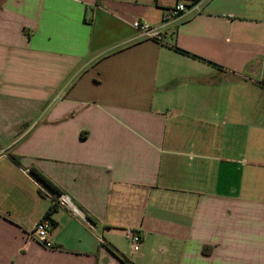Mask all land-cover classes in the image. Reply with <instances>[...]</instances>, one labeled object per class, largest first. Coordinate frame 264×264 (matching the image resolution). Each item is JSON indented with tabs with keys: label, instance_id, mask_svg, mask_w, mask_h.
<instances>
[{
	"label": "crops",
	"instance_id": "crops-1",
	"mask_svg": "<svg viewBox=\"0 0 264 264\" xmlns=\"http://www.w3.org/2000/svg\"><path fill=\"white\" fill-rule=\"evenodd\" d=\"M262 83L264 0H0V264H264Z\"/></svg>",
	"mask_w": 264,
	"mask_h": 264
},
{
	"label": "built area",
	"instance_id": "built-area-1",
	"mask_svg": "<svg viewBox=\"0 0 264 264\" xmlns=\"http://www.w3.org/2000/svg\"><path fill=\"white\" fill-rule=\"evenodd\" d=\"M200 3L198 1H193L188 5L178 4L170 12L169 17H175L178 13L186 12L188 14L199 13ZM133 29L138 33L139 38L148 39L153 41H159L161 39V34L159 30L155 27H152L146 23L140 21H134L132 23ZM44 186L43 184H41ZM47 188V187H46ZM48 189V188H47ZM51 191V196L54 203L67 211L72 217L80 220L88 227L92 228V222L85 215V213L75 204L72 198L66 193H57ZM52 228L51 221L48 218H43L39 220L33 227L32 235L33 238L45 248H51L52 242L49 238V233ZM129 244L133 251L137 252L140 249L142 242V235L140 231H129Z\"/></svg>",
	"mask_w": 264,
	"mask_h": 264
},
{
	"label": "rangeland",
	"instance_id": "rangeland-1",
	"mask_svg": "<svg viewBox=\"0 0 264 264\" xmlns=\"http://www.w3.org/2000/svg\"><path fill=\"white\" fill-rule=\"evenodd\" d=\"M255 80H257V82L259 81V83H261V81H260L261 78H258V79H255ZM262 85H264V83H262ZM259 87L260 86H258L257 84H253V86H251V85L250 86L249 85H244V84H237V85L233 86L231 89L239 92V91H244V90H249V89H259ZM262 89H264V86H262ZM228 90H229V88H226L225 86L222 87V91H228ZM219 131H220V129H219ZM243 131L244 130H238V137H239V139H240V135H241V133ZM237 149H240V146H237ZM249 153L250 152H248L247 154H249ZM253 153L255 155H257L259 152L258 151H255V149H253ZM260 153H261V151H260Z\"/></svg>",
	"mask_w": 264,
	"mask_h": 264
},
{
	"label": "trees",
	"instance_id": "trees-1",
	"mask_svg": "<svg viewBox=\"0 0 264 264\" xmlns=\"http://www.w3.org/2000/svg\"><path fill=\"white\" fill-rule=\"evenodd\" d=\"M11 159L13 161H15L16 163H19V159L17 157L11 156ZM29 172L37 180V182H39L40 184H43L44 186H46L48 189L52 190L53 192L59 193V191L46 178H44L41 174H39L33 170H31ZM45 218H48V217H45ZM48 219L50 220V218H48ZM51 224H52V226H54L52 221H51Z\"/></svg>",
	"mask_w": 264,
	"mask_h": 264
}]
</instances>
